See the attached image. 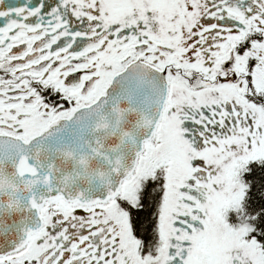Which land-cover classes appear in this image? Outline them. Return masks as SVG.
Returning a JSON list of instances; mask_svg holds the SVG:
<instances>
[{"label":"snow or ice","instance_id":"obj_1","mask_svg":"<svg viewBox=\"0 0 264 264\" xmlns=\"http://www.w3.org/2000/svg\"><path fill=\"white\" fill-rule=\"evenodd\" d=\"M0 264H264V0H0Z\"/></svg>","mask_w":264,"mask_h":264},{"label":"flooded vegetation","instance_id":"obj_2","mask_svg":"<svg viewBox=\"0 0 264 264\" xmlns=\"http://www.w3.org/2000/svg\"><path fill=\"white\" fill-rule=\"evenodd\" d=\"M13 2H16V0H13Z\"/></svg>","mask_w":264,"mask_h":264}]
</instances>
